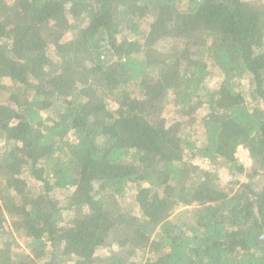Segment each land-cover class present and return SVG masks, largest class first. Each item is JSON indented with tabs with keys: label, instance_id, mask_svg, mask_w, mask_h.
<instances>
[{
	"label": "trees",
	"instance_id": "16d2710c",
	"mask_svg": "<svg viewBox=\"0 0 264 264\" xmlns=\"http://www.w3.org/2000/svg\"><path fill=\"white\" fill-rule=\"evenodd\" d=\"M0 264H264V3L0 0Z\"/></svg>",
	"mask_w": 264,
	"mask_h": 264
},
{
	"label": "rangeland",
	"instance_id": "374dc122",
	"mask_svg": "<svg viewBox=\"0 0 264 264\" xmlns=\"http://www.w3.org/2000/svg\"><path fill=\"white\" fill-rule=\"evenodd\" d=\"M259 1L264 3V0H259ZM244 86L245 87L247 86V81H244ZM237 157L240 160V162L244 165L245 168L250 167L251 159L249 156V152L246 148L239 147L237 150ZM195 162L204 169L214 168L210 165V163L207 160L202 159V158L197 159ZM214 169H216L219 172L220 176L222 177L224 181L231 179L229 172L225 168L219 167V168H214Z\"/></svg>",
	"mask_w": 264,
	"mask_h": 264
}]
</instances>
